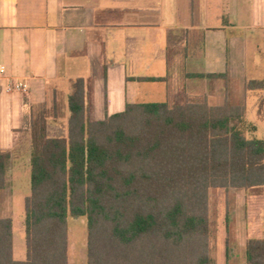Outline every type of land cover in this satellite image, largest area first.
<instances>
[{"label": "trees", "instance_id": "16d2710c", "mask_svg": "<svg viewBox=\"0 0 264 264\" xmlns=\"http://www.w3.org/2000/svg\"><path fill=\"white\" fill-rule=\"evenodd\" d=\"M245 89L263 91L264 114V79ZM84 91L76 80L66 136L32 129L22 261L1 214L12 153L0 150V264H69L68 207L86 218L85 264H207L208 191L264 188V139L240 130L246 107L128 103L91 121ZM245 261L264 264V238L246 241Z\"/></svg>", "mask_w": 264, "mask_h": 264}, {"label": "crops", "instance_id": "0c3cea01", "mask_svg": "<svg viewBox=\"0 0 264 264\" xmlns=\"http://www.w3.org/2000/svg\"><path fill=\"white\" fill-rule=\"evenodd\" d=\"M248 62L255 66L249 75ZM254 68L264 79V0H0V150L12 153L8 188L23 167L30 171L34 126L66 136L78 79L86 115L97 121L147 102L137 99L138 90L171 78L178 88L161 102L179 101V87L198 78L206 86L198 103L246 107L250 93L255 101L263 95L245 89L262 80ZM218 79L229 90H218ZM17 82L25 90H8Z\"/></svg>", "mask_w": 264, "mask_h": 264}, {"label": "rangeland", "instance_id": "374dc122", "mask_svg": "<svg viewBox=\"0 0 264 264\" xmlns=\"http://www.w3.org/2000/svg\"><path fill=\"white\" fill-rule=\"evenodd\" d=\"M253 43V42H252ZM255 67L248 62V75L250 67ZM254 68L252 70H256ZM251 70V71H252ZM253 72V71H252ZM251 72V74H252ZM258 79H263L262 72L258 69L253 72ZM153 81H161L155 78ZM169 79L166 84L155 83L154 85L144 84L138 90L137 99L141 101L161 102L172 100L177 86H174ZM147 81L148 79H141ZM150 81V80H149ZM188 82L179 89L185 91V96L192 103L202 102L198 94L203 91L205 84L197 79H188ZM218 81V90H229L226 88L228 82ZM207 91L214 92V84L209 80ZM212 82V83H211ZM201 90H198V88ZM206 88V86L204 87ZM213 95V93H210ZM225 95L218 92V101L221 103ZM257 95L250 93L246 103L244 122L241 125V132L247 139H264V114L262 112V101L254 100ZM179 95V101L170 102V105H181L187 101ZM228 98V96H226ZM181 100V101H180ZM198 101V102H197ZM226 102V101H225ZM229 104V102H228ZM41 121V120H40ZM39 121V123H40ZM42 124V123H41ZM40 125V124H38ZM42 126V125H40ZM28 167H23L15 176V187L8 188L6 198L1 207V214L10 217L13 225V259L22 261L25 259V233H24V200L30 192V179ZM13 191V192H12ZM10 194V195H9ZM10 198H9V196ZM208 234L207 248L205 254L207 264H246L245 244L249 238H264V188L256 189H210L208 191ZM67 259L69 264H85L87 261V223L85 217H72L68 207L67 214ZM193 256L195 254L192 253ZM205 256V255H204ZM198 258V257H197Z\"/></svg>", "mask_w": 264, "mask_h": 264}, {"label": "built area", "instance_id": "2783aa9c", "mask_svg": "<svg viewBox=\"0 0 264 264\" xmlns=\"http://www.w3.org/2000/svg\"><path fill=\"white\" fill-rule=\"evenodd\" d=\"M26 87L27 86L25 84H20V83L17 82L14 85L9 86L8 87V90H13V89H15V90H21V89H23V90H25Z\"/></svg>", "mask_w": 264, "mask_h": 264}]
</instances>
